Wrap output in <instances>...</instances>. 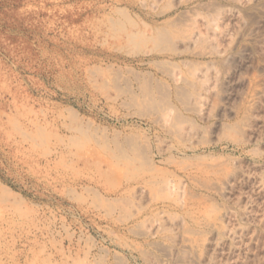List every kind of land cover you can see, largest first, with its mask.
Instances as JSON below:
<instances>
[{"label": "rangeland", "instance_id": "obj_1", "mask_svg": "<svg viewBox=\"0 0 264 264\" xmlns=\"http://www.w3.org/2000/svg\"><path fill=\"white\" fill-rule=\"evenodd\" d=\"M0 264H264V0H0Z\"/></svg>", "mask_w": 264, "mask_h": 264}, {"label": "bare ground", "instance_id": "obj_2", "mask_svg": "<svg viewBox=\"0 0 264 264\" xmlns=\"http://www.w3.org/2000/svg\"><path fill=\"white\" fill-rule=\"evenodd\" d=\"M234 233V232H233Z\"/></svg>", "mask_w": 264, "mask_h": 264}]
</instances>
